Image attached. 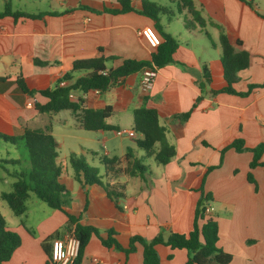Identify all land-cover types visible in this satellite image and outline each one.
<instances>
[{
  "label": "crops",
  "instance_id": "1",
  "mask_svg": "<svg viewBox=\"0 0 264 264\" xmlns=\"http://www.w3.org/2000/svg\"><path fill=\"white\" fill-rule=\"evenodd\" d=\"M3 1L5 5L0 11L5 10L10 0ZM51 1L53 5L48 9L23 12L35 15L57 12L58 15L47 14L37 19L0 18V77L7 78L0 82V132L20 135L25 128H44L51 123L61 150L57 131L65 127L68 118L58 117L61 112L38 113L35 102L45 104L48 99L39 93L33 96L24 93L17 78L22 77L29 89L38 90L54 86L79 59L119 57L109 67H118L124 59L148 60L153 50L141 31L154 22L134 11L102 12L104 8L121 9L118 0ZM193 1L206 21L205 28L194 25L187 28V16L184 24L181 21L186 10L175 13L170 8V13L160 16L165 30L179 41V47L174 54L175 63L157 70L150 90L142 88L143 72H139L112 85L106 92L72 95L74 100L83 97L86 108L111 106L113 112L106 122L114 129L87 131L70 111L76 127L89 134L83 136L78 146L70 144L61 152L63 156L58 157L64 168L62 182L69 191L65 208L79 216L83 225L97 228L104 237L108 230H114L124 248L136 235L152 240L159 233L189 234L201 196L199 189L207 174L203 188L212 196L209 214L219 223L218 246L233 256L229 264H264V168L251 170V152L229 149L223 164L207 173L210 166L219 164L220 150L234 140L242 138L249 148L264 142V87L254 89L246 97L211 94L212 90H221L226 85L219 44L222 32L233 44L241 41L242 48L253 55L252 66L239 73L236 90L245 92L250 84L264 82V18L260 16L264 15V0ZM132 6L140 11L142 0H132ZM34 60L48 65L36 64ZM205 67L210 71L211 82L202 92L199 85L204 81ZM201 96L188 120L181 122L178 116L191 111ZM145 103L159 111L160 122L167 129V140L175 146L177 155L166 165L149 158L145 161L149 171L144 178L131 177L127 170L133 158L127 159V153L132 150L134 157L145 156L136 143L141 135L133 127L134 111ZM73 154L95 167L98 162L102 182L118 196L110 198L101 185L79 183L69 163ZM104 158L118 161L105 165ZM250 172L257 187L248 180ZM13 178L12 186L16 180ZM39 201L30 194L27 211L10 224L1 212L9 229L22 239L7 264H48L43 242L56 232L64 235L68 223L66 214ZM51 245L49 241L48 247ZM136 247L135 252L127 254L105 247L93 235L82 264H144L143 247L139 244ZM157 251L161 264H185L188 259L186 250L171 251L158 245Z\"/></svg>",
  "mask_w": 264,
  "mask_h": 264
},
{
  "label": "trees",
  "instance_id": "2",
  "mask_svg": "<svg viewBox=\"0 0 264 264\" xmlns=\"http://www.w3.org/2000/svg\"><path fill=\"white\" fill-rule=\"evenodd\" d=\"M118 1L122 7L121 9L104 8L102 12L118 14L134 11L149 17L154 22L152 27L159 36L161 44L153 50L150 59H124L118 67H109L107 65L108 61L118 60L119 57L117 56L76 60L73 63L72 69L61 76L52 87L31 90L25 84L23 78L19 76L17 83L24 93L31 96L39 93L48 99V102L45 104L35 102V108L38 113L55 114L62 111H71L76 114L81 122V126L87 131L114 129L106 122L113 112L111 106L103 109L86 108L83 97L80 96L77 100H74L72 95L75 93L86 94L95 90L103 93L112 85L122 83L123 79L132 74L143 72L145 69L158 70L166 65L175 63L174 54L179 47V41L165 30L160 20L161 15L170 13V8L151 0H142V9L137 11L132 6V0ZM178 1L182 4L181 12L188 10V13L191 14L193 20L190 21H196L202 27L206 26V21L200 11L197 10L193 0ZM81 8H86L94 13L99 12L87 7L81 6ZM47 14L58 15L57 12L35 15L23 11H13L11 6L7 4L5 10L0 11V18L11 16L14 19H37ZM260 16L264 18V15ZM190 21H186V26L189 29H191L190 24L192 23ZM219 44L226 85L221 90H212V95L228 93L246 97L254 89L264 87V82L255 83L250 84L247 91L238 92L235 85L239 82V73L252 66L253 55L242 48L241 41L233 44L229 36L224 32L220 34ZM236 47H240V50H237ZM34 62L39 65H48L47 62L40 60H34ZM77 73L81 74L77 77ZM6 79V77H0V82ZM210 82V71L205 67L204 81L199 85L202 92L209 86ZM201 99L202 96L197 99L191 111L178 116L181 122L184 123L188 120ZM133 127L134 131L141 135V138L136 140V143L145 152V156L141 158L134 157L132 150H129L126 158H133V162L127 170V174L131 177L144 178L145 174L149 171V167L145 164V161L149 158H153L158 164L166 165L176 157L177 150L167 140V129L161 124L160 114L157 109L149 107L146 103L137 108L134 111ZM0 139L15 145L22 154L18 159H11L0 163V167L3 164L20 167L19 170L12 173L16 178L12 190L2 192L0 198L8 204L15 216L25 214L27 211V199L31 193L49 208L64 212L68 217L65 232L73 230L74 235L80 241L79 254L70 264H82L85 250L93 235H97L105 247H114L127 254L135 252L137 244L141 245L143 247L144 264H161L160 255L157 251L158 245L166 246L171 251L186 250L188 259L185 264H229L232 261L233 256L218 246L219 223L208 212L212 196L209 193H205L203 188L207 174L204 176L203 185L199 189L201 196L195 209L193 229L189 234L171 232L166 235L159 233L152 240L136 235L131 237L128 247L124 248L116 239V232L114 230H108L106 232L107 236L104 237L97 228L91 225H83L80 222L79 216L71 214L66 210L69 191L62 182L64 168L58 162V143L53 135L51 123L46 124L44 128H25L24 132L20 135H9L0 132ZM229 149H234L239 153L251 152L253 154V159L250 163L251 170L259 166L264 168V161L262 160L264 142L259 143L254 148H249L245 145V141L242 138H238L220 150L219 164L217 166H210L207 173L223 164L224 155ZM103 161L105 165H112L116 164L118 159L108 160L104 158ZM69 163L74 171V178L79 183L85 186L101 185L105 187L110 198L118 196L115 191L109 189V186L104 184L102 179L98 177L100 173L99 169L90 165L84 158L73 154L69 158ZM248 180L257 187V182L252 172L248 174ZM61 237L62 232H56L42 244L48 257V264H53L52 245L49 248L48 242ZM21 244V236L9 229L7 221L0 211V264H7ZM171 257L172 255L169 256V258Z\"/></svg>",
  "mask_w": 264,
  "mask_h": 264
},
{
  "label": "rangeland",
  "instance_id": "3",
  "mask_svg": "<svg viewBox=\"0 0 264 264\" xmlns=\"http://www.w3.org/2000/svg\"><path fill=\"white\" fill-rule=\"evenodd\" d=\"M154 1L164 7L172 8L175 13L181 12L182 4L178 0H151ZM53 1L51 0H10L6 3L11 6L14 10H20V11H28V12H39L44 9L50 8L53 4ZM4 1L0 0V9L4 8ZM186 15H181V21H183L184 17L187 16L188 21L193 20L190 13H188V10H186ZM191 24L194 26H198L202 28L200 24L196 21H190ZM190 24V26H192ZM205 28V27H203ZM211 41V39H210ZM113 61H108L107 65L111 66L113 65ZM81 73H77L76 75H80ZM58 117H65L68 118V122L65 124V127L62 128V130L57 131V137L60 139L61 142V150L59 151V156L62 157L61 152H64L65 149H68V146L70 144H74V146H78V143H82L84 138L83 136L85 134H89L84 130H80L76 127V119L73 117L72 113L70 111H63L61 112ZM127 137V135H125ZM64 138V139H63ZM22 156L20 150L13 144L7 143L0 139V163L7 162L11 159H18ZM83 157L87 158L86 155ZM150 160V159H148ZM92 165V164H90ZM96 166L99 167L98 162H96ZM71 167H69V170ZM19 170V167L10 165V164H3L0 167V194L4 191H11L12 185L10 182H13L14 178L11 176L10 173H13L15 171ZM99 178L102 179L101 174L98 175ZM31 198H34L35 200H38L37 197L31 193ZM40 200V199H39ZM41 202V201H39ZM44 206H46L43 202H41ZM0 211L4 213L6 219L8 220V224L18 221L20 219V216H15L12 210L9 208L8 204L0 198Z\"/></svg>",
  "mask_w": 264,
  "mask_h": 264
},
{
  "label": "built area",
  "instance_id": "4",
  "mask_svg": "<svg viewBox=\"0 0 264 264\" xmlns=\"http://www.w3.org/2000/svg\"><path fill=\"white\" fill-rule=\"evenodd\" d=\"M141 35L152 50L156 49L161 44V40L152 26L144 27L141 31ZM156 75V69H145L143 71L141 86L145 91L152 88ZM95 91L97 93L99 92L97 90ZM28 105L32 106V103H28ZM118 134L122 135L123 132H118ZM79 249V239L74 235L73 230H67L61 238L52 241L53 264H70L78 256ZM94 261L96 263L98 262L97 259Z\"/></svg>",
  "mask_w": 264,
  "mask_h": 264
}]
</instances>
